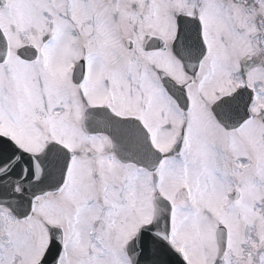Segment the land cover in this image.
<instances>
[{"label": "snow or ice", "instance_id": "snow-or-ice-1", "mask_svg": "<svg viewBox=\"0 0 264 264\" xmlns=\"http://www.w3.org/2000/svg\"><path fill=\"white\" fill-rule=\"evenodd\" d=\"M0 264H264V0H0Z\"/></svg>", "mask_w": 264, "mask_h": 264}]
</instances>
